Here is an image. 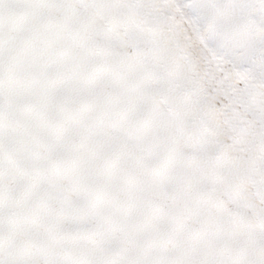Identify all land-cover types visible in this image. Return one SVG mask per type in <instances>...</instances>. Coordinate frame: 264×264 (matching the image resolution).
I'll return each mask as SVG.
<instances>
[{
    "label": "snow or ice",
    "instance_id": "obj_1",
    "mask_svg": "<svg viewBox=\"0 0 264 264\" xmlns=\"http://www.w3.org/2000/svg\"><path fill=\"white\" fill-rule=\"evenodd\" d=\"M0 264H264V0H0Z\"/></svg>",
    "mask_w": 264,
    "mask_h": 264
}]
</instances>
